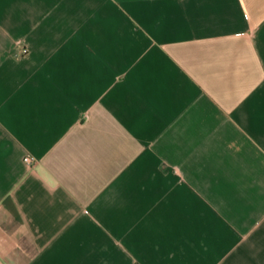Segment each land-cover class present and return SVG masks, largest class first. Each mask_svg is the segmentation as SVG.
Wrapping results in <instances>:
<instances>
[{"label":"crops","instance_id":"0c3cea01","mask_svg":"<svg viewBox=\"0 0 264 264\" xmlns=\"http://www.w3.org/2000/svg\"><path fill=\"white\" fill-rule=\"evenodd\" d=\"M0 264H264V0H0Z\"/></svg>","mask_w":264,"mask_h":264},{"label":"built area","instance_id":"2783aa9c","mask_svg":"<svg viewBox=\"0 0 264 264\" xmlns=\"http://www.w3.org/2000/svg\"><path fill=\"white\" fill-rule=\"evenodd\" d=\"M23 160L25 163L30 164V165L34 163V158L30 155L24 156Z\"/></svg>","mask_w":264,"mask_h":264}]
</instances>
